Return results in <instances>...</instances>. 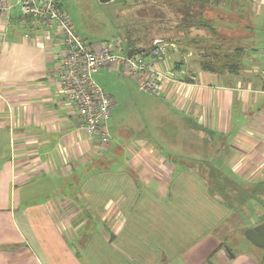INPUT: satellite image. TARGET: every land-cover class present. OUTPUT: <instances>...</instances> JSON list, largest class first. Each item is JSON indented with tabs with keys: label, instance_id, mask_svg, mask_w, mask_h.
Listing matches in <instances>:
<instances>
[{
	"label": "crops",
	"instance_id": "0c3cea01",
	"mask_svg": "<svg viewBox=\"0 0 264 264\" xmlns=\"http://www.w3.org/2000/svg\"><path fill=\"white\" fill-rule=\"evenodd\" d=\"M246 3L256 12L264 6ZM214 4V24L204 21L212 3L178 8L189 17L179 21L189 28L185 36L229 27L227 12ZM20 21L18 5L0 15V264H264V250L245 236L264 221L258 209V223L248 225L254 214L245 199L264 185L260 60L243 63L244 52L237 72L211 73L194 59L198 53L182 48L194 38L169 42L166 68L180 81L169 85L168 97L185 135L167 149L177 151L165 152L153 136L109 150L80 131L65 101L58 31ZM206 173L224 176L242 203L221 197L217 178L211 184Z\"/></svg>",
	"mask_w": 264,
	"mask_h": 264
},
{
	"label": "rangeland",
	"instance_id": "374dc122",
	"mask_svg": "<svg viewBox=\"0 0 264 264\" xmlns=\"http://www.w3.org/2000/svg\"><path fill=\"white\" fill-rule=\"evenodd\" d=\"M200 1L205 9L209 8V3H212L211 8L207 10L204 21L214 24L212 20L216 16H220L214 0L211 2ZM190 2L191 0H117L101 4L99 0H61V5L64 12L72 20L77 34L92 49L100 48L115 37L122 40L123 50L131 47L147 48L149 50L157 42H175L181 46L192 44L190 41L194 38L196 43L193 39V46L189 45L186 49L182 48L185 52L192 50L191 52L198 53L196 54L198 56L194 59H200L199 62L201 59L210 58L211 56L208 55L213 54L215 48H217V54L221 59H223L225 53L231 55L226 59L227 61L235 59L233 55L237 49H240V52L242 50L245 52L246 57L243 59V63L251 58L260 60L259 53L264 48V6L261 10L257 7L256 12L253 11V4L246 3L247 0L245 2L241 0H220L219 6L221 5L224 12H227V14H221L223 19L230 24L229 27L207 31L204 26L205 30H201L195 37H189V35L185 36L183 34L184 31L189 30L184 23L188 21L189 17L186 16L187 13H184L183 8H181L180 13L177 10ZM163 5L170 6L171 9L165 10L162 8ZM245 7H248V9ZM228 8L233 14L226 10ZM210 9L212 12L214 11L210 17L212 20L208 19ZM168 15H170V18ZM199 19H196L195 22L198 23ZM180 20L184 22H179ZM243 20L245 21L244 25L240 26ZM164 21H168L170 24L163 25L162 22ZM195 22L194 24L197 25ZM236 24H239V30L233 33L225 31V29H235L238 26ZM188 37L190 41L187 40ZM178 48V51H180V47ZM188 60V63L192 66V58ZM194 63L197 64L196 61ZM199 64L201 65V62ZM169 66L172 67V64L170 63ZM173 76L180 81L175 74ZM95 79L112 98L114 104L112 116L108 122L111 143L107 149L115 150L121 146L123 150H128L126 146L132 147L131 143L134 137L153 136L157 144L165 147V152L173 153L177 151L176 149L168 150L167 145L169 143L180 144L181 139L177 138L184 136L185 133L182 125L177 123L179 118L174 114L175 104L168 97L171 92L170 89L166 92H160L158 95L141 90L138 80L132 75L126 74L122 67L119 70L111 71L108 67H102L95 74ZM204 131L213 135L215 133L209 129H204ZM204 175L211 184L214 182L213 179L217 178V192L221 197L231 199L233 205L242 203V193L235 191L232 187L230 188L227 182H224V176L219 177L215 174L210 176L209 173ZM262 187L259 191L245 192L246 202H248L250 211L254 214L250 217V223H252L248 224L250 226L258 223L257 212L264 210V185ZM229 244L234 250L235 238L229 239ZM246 247L245 245L241 248L246 250Z\"/></svg>",
	"mask_w": 264,
	"mask_h": 264
},
{
	"label": "built area",
	"instance_id": "2783aa9c",
	"mask_svg": "<svg viewBox=\"0 0 264 264\" xmlns=\"http://www.w3.org/2000/svg\"><path fill=\"white\" fill-rule=\"evenodd\" d=\"M15 5L20 8L21 24L43 25L46 30L58 31L62 46L56 59L65 101L75 110L80 131L97 137L102 145L111 143L108 122L114 109L112 98L95 79L102 67H122L138 80L141 90L156 95L178 82L166 68L171 43L157 42L145 52H136L132 58L123 50L118 37L92 49L77 34L72 20L62 9L61 0H0V15H8ZM25 37L29 38V34ZM259 58L260 65L255 70L264 80V48Z\"/></svg>",
	"mask_w": 264,
	"mask_h": 264
},
{
	"label": "trees",
	"instance_id": "16d2710c",
	"mask_svg": "<svg viewBox=\"0 0 264 264\" xmlns=\"http://www.w3.org/2000/svg\"><path fill=\"white\" fill-rule=\"evenodd\" d=\"M218 3H220V0H218ZM204 28L207 31L215 29L214 27L209 26V25L205 26ZM214 32L216 33V30ZM129 49L133 50L134 52H145L148 50L147 48L142 49V48H137V47H131ZM214 50L215 52L213 54L208 55V56H211L210 58L203 59L201 61V65L204 71L211 72V73H214V72L223 73L225 71L237 72L240 69L241 59H243V57H241L242 53L244 52L243 50L242 52H240L241 50L237 49L235 54L233 55L235 56L234 57L235 59L232 61L226 60L227 58L231 56L230 54L225 53L223 56V59H221L219 58V54H217V48H215Z\"/></svg>",
	"mask_w": 264,
	"mask_h": 264
},
{
	"label": "water",
	"instance_id": "95a60500",
	"mask_svg": "<svg viewBox=\"0 0 264 264\" xmlns=\"http://www.w3.org/2000/svg\"><path fill=\"white\" fill-rule=\"evenodd\" d=\"M113 1H117V0H99L101 4H107ZM133 55H134V51L130 50L128 52L129 58H131ZM245 236L256 247L264 250V222L256 226L255 228L248 229L245 232Z\"/></svg>",
	"mask_w": 264,
	"mask_h": 264
},
{
	"label": "bare ground",
	"instance_id": "6f19581e",
	"mask_svg": "<svg viewBox=\"0 0 264 264\" xmlns=\"http://www.w3.org/2000/svg\"><path fill=\"white\" fill-rule=\"evenodd\" d=\"M129 51H130V50H129ZM129 51H126L127 55H128V52H129ZM135 53H136V52H134V54H135ZM133 56H134V55H133ZM133 56H132V57H133ZM128 57H129V56H128ZM132 57H131V58H132Z\"/></svg>",
	"mask_w": 264,
	"mask_h": 264
},
{
	"label": "flooded vegetation",
	"instance_id": "af4514ba",
	"mask_svg": "<svg viewBox=\"0 0 264 264\" xmlns=\"http://www.w3.org/2000/svg\"><path fill=\"white\" fill-rule=\"evenodd\" d=\"M263 222H264V221H263ZM263 222H262V223H263Z\"/></svg>",
	"mask_w": 264,
	"mask_h": 264
}]
</instances>
